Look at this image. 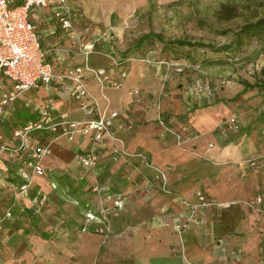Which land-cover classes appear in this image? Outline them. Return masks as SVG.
Masks as SVG:
<instances>
[{"label":"crops","instance_id":"1","mask_svg":"<svg viewBox=\"0 0 264 264\" xmlns=\"http://www.w3.org/2000/svg\"><path fill=\"white\" fill-rule=\"evenodd\" d=\"M69 2L79 37L53 14L57 0L37 9L34 22L56 77L49 87L26 90L4 106L0 141L16 145L14 129L36 118L38 107L49 98L59 111L83 118L65 75L85 60L106 70L104 82L93 71L85 81L103 111H118L112 128L121 140L99 141L96 164L85 165L79 154L93 147L89 135L70 139L53 130L35 131L31 144L50 146L43 157L46 174L37 175L30 194L1 219L18 170L26 166L25 153L4 154L0 264H264V211L251 204L258 194L264 198V93L257 86L230 83L222 88L212 84L211 97L180 87L160 94L155 67L129 58L115 64L102 48L107 39L101 30L112 23L113 13L123 14L120 6L125 2ZM125 5L136 2L127 0ZM80 42L92 49L88 57L79 50ZM122 70L128 71L124 77ZM13 86L0 68V91ZM15 117L24 121H12ZM51 181L64 192L73 191L65 199L79 209L68 211V204L57 197V211L47 200L35 212L33 195L50 191ZM197 191L206 203L193 210L186 200L199 201ZM86 210L99 213L100 221L86 219ZM26 214L32 217L28 222Z\"/></svg>","mask_w":264,"mask_h":264},{"label":"rangeland","instance_id":"2","mask_svg":"<svg viewBox=\"0 0 264 264\" xmlns=\"http://www.w3.org/2000/svg\"><path fill=\"white\" fill-rule=\"evenodd\" d=\"M126 1L122 0L125 3ZM134 1L136 5L131 7L125 3L121 5L123 14L120 16L118 12L113 13L112 25L101 30V36L107 39L102 48L115 64L118 63L116 61L125 62L129 58L131 61L143 62L150 68L155 67L161 85L160 94L173 92V89L180 87L191 95H197L194 88L197 79L208 81L220 88L223 84L230 83L245 84L248 89L257 86L264 93V30L246 36L241 45L234 42L237 31L245 22L264 16V0ZM149 32L156 33L162 40L155 37L141 39ZM175 38L216 46L232 44L227 48L214 49L206 45H166L163 42ZM24 99L31 105L28 98ZM18 102L21 103L19 99ZM31 114L35 115V112ZM19 118L15 117L12 121L22 123L24 119ZM159 119L166 122L163 117ZM48 189L51 190L43 189L41 192L47 195L46 200H50L54 207L51 210L57 211V197H60L61 204H68L65 206L68 211L79 209L65 199L73 191L64 192L59 185L53 188L51 184ZM70 200L78 203L74 197H70ZM87 212L88 210L85 211ZM23 216L25 222L32 218L30 214ZM4 218L6 217L3 215L1 219ZM82 228L89 230L87 225Z\"/></svg>","mask_w":264,"mask_h":264},{"label":"built area","instance_id":"3","mask_svg":"<svg viewBox=\"0 0 264 264\" xmlns=\"http://www.w3.org/2000/svg\"><path fill=\"white\" fill-rule=\"evenodd\" d=\"M47 2L48 0H0V68L5 75L14 81V86L11 89L0 91V118L4 106L17 99L22 92L39 87L41 84L49 87L56 77L53 63L42 47L40 34L34 22L39 17L38 7L47 4ZM53 14L60 19L62 26L71 35L80 36V32L74 27V12L69 0H57ZM79 50L88 57L92 49L80 42ZM116 62L120 63L119 61ZM89 71H93L98 80L104 82L106 70L102 67H92L87 60L74 65L65 75L72 82L71 93L84 112L83 118H75L67 111H59L55 100L49 98L38 107L36 118L14 129L16 145L0 141V169L6 158L4 154L7 152H23V154L25 153L23 158L26 161V166H22L18 170V179L12 183V200L7 206L4 216L12 215L14 206L21 204L24 197L30 194L35 177L46 174L43 157L50 152V146L49 144L32 145L30 139L35 131L53 130L57 132V136L63 134L70 139H74L77 134L89 135L93 141V147L79 154L80 162L85 165L96 164L98 159L96 144L99 141L105 137L121 140L112 128L118 111L113 110L107 114L100 108L97 99L91 96L85 81ZM127 74V70L121 71L123 77ZM113 83L118 85L120 81L114 80ZM194 88L199 94L209 97L215 91V87L211 83L202 79H197L194 82ZM138 91L136 89V92ZM139 155L145 157L142 152ZM252 163H256V161L252 159ZM162 178L165 179V177ZM50 184L53 188L58 186L56 181H51ZM196 194L199 201L186 200L193 210L198 205L206 203L202 191H197ZM46 199L47 195L44 192L33 195L34 210L41 211L42 206L47 201ZM251 204L264 211L263 195L258 194L251 200ZM105 210L106 207H103L101 212L103 213ZM85 215L89 220L98 218L100 221L101 219L99 218L100 214L92 210H88ZM192 216L190 215V217Z\"/></svg>","mask_w":264,"mask_h":264},{"label":"trees","instance_id":"4","mask_svg":"<svg viewBox=\"0 0 264 264\" xmlns=\"http://www.w3.org/2000/svg\"><path fill=\"white\" fill-rule=\"evenodd\" d=\"M264 30V16L257 18L256 20L253 21H248L245 22L240 29L237 31L236 34V38L234 40V42H236L237 44L241 45L244 38L250 34H257L260 31ZM150 37H155L157 39H159L160 41L162 40L161 38H159V36L154 33V32H149L146 33L145 35H143V38H150ZM164 44L166 45H171V44H181V45H197V46H211L214 49H220V48H227L229 47L231 43H227L221 46H216L210 43H204L201 41H196V40H190V39H183V38H175V39H170L167 41H163Z\"/></svg>","mask_w":264,"mask_h":264}]
</instances>
